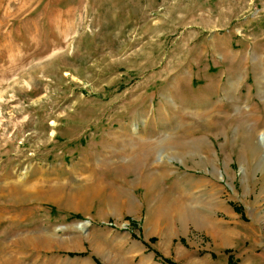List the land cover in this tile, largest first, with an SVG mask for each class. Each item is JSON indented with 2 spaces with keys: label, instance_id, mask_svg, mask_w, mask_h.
Wrapping results in <instances>:
<instances>
[{
  "label": "rangeland",
  "instance_id": "rangeland-1",
  "mask_svg": "<svg viewBox=\"0 0 264 264\" xmlns=\"http://www.w3.org/2000/svg\"><path fill=\"white\" fill-rule=\"evenodd\" d=\"M253 126L264 0H0V261L264 264ZM157 140L172 195L155 201ZM187 193L196 223L174 216Z\"/></svg>",
  "mask_w": 264,
  "mask_h": 264
},
{
  "label": "crops",
  "instance_id": "crops-1",
  "mask_svg": "<svg viewBox=\"0 0 264 264\" xmlns=\"http://www.w3.org/2000/svg\"><path fill=\"white\" fill-rule=\"evenodd\" d=\"M216 124H215V126H213L214 127V129H217L218 128V126H219V123L218 122H215ZM249 131L248 132H246L245 134H247V135H245V136H242L241 138H245V137H249V136H252V137H254V136H256L257 135V132H259V129H257L256 127H252V128H249L248 129ZM216 131V130H215ZM244 141L246 142V140L244 139ZM240 144L241 145H245V144H248V140H247V143H241L240 142ZM149 147V145L147 146V148H146V150H147V152L149 153L151 150H153L154 149V151H155V153H158V156H157V158H158V162L157 163H155V165L154 166H151V163H148V160H146L145 158H146V156L148 155V153L146 152V150H145V154L143 155V160H146L147 162H143V163H141V174H144V175H147V177H148V179L151 181V182H149L147 185H150V186H148V188L147 189H144V188H142V189H144V190H142V191H144V195L146 194V195H149L150 194V192L153 194V193H155V201L157 200V199H159L158 198V195H167V196H170L169 198L171 199V195H172V193H171V191L170 190H165V188L164 187H162V184L163 183H165L164 181H166V180H164L167 176V174H168V172H172V170L170 171V168L169 167H165L164 166V164H163V161H160V158L163 156V153H164V149H163V143H162V141L161 140H157V141H155V143H154V146L152 147V148H148ZM165 154V153H164ZM165 156H166V154H165ZM134 169H132V172H134L133 171ZM169 173V174H170ZM133 174V173H132ZM134 174H135V176H134V182H132V184H138V185H140L141 186V178H140V175L137 177V174L134 172ZM153 178V179H152ZM132 180V181H133ZM143 183V182H142ZM154 185H158V187L156 188V190H153V191H151V189L153 188V186ZM178 188V187H177ZM145 191H147V192H145ZM150 191V192H149ZM173 199H180V198H173ZM141 200V199H140ZM181 200V199H180ZM136 214V213H135ZM134 215V214H133ZM176 220V219H175ZM173 224V222L172 221H170V223H169V226L168 227H171V225ZM139 244H142L141 242H138ZM142 247H144L143 245H142ZM147 250L148 251H150L151 249H149V248H147ZM144 251V250H143ZM87 264V263H86Z\"/></svg>",
  "mask_w": 264,
  "mask_h": 264
},
{
  "label": "bare ground",
  "instance_id": "bare-ground-1",
  "mask_svg": "<svg viewBox=\"0 0 264 264\" xmlns=\"http://www.w3.org/2000/svg\"><path fill=\"white\" fill-rule=\"evenodd\" d=\"M258 135H257V137L260 138V141L262 142L261 144L264 145V132H260V135L259 136ZM14 191H16V189L14 187H8V188L5 189L4 192L1 191L3 193V195H1V196H4V197L10 199L12 197V195L14 194ZM181 205L182 206H180V208L177 207L178 209L174 208L175 209L174 216L178 217L181 221L182 220H185V221L187 220V221H190L192 223H194V222L196 223V220L194 218V215H193V212H192V209H191L192 208L191 207V197H190V195L188 193L186 194L185 210H184V205L183 204H181ZM167 210H165V212H167ZM4 214H5L4 212L0 211V218H2V216ZM80 225H81V228H84V227L87 226V223L80 224ZM205 230L207 232L211 233L213 236H215V234L217 233V230L214 227V225H211L210 223L205 224ZM15 243L16 244H20L22 246L27 245V246H32V247L36 248L37 246H44V245H47V244H52L53 240L50 239V238L40 237L38 235H23V236H20ZM0 264H15V263H12L9 258H4L3 260L0 261Z\"/></svg>",
  "mask_w": 264,
  "mask_h": 264
},
{
  "label": "trees",
  "instance_id": "trees-1",
  "mask_svg": "<svg viewBox=\"0 0 264 264\" xmlns=\"http://www.w3.org/2000/svg\"><path fill=\"white\" fill-rule=\"evenodd\" d=\"M166 264H170L169 263V261L167 262H165ZM237 263V261L236 260H234L233 258H231V257H228V263L227 264H236Z\"/></svg>",
  "mask_w": 264,
  "mask_h": 264
}]
</instances>
